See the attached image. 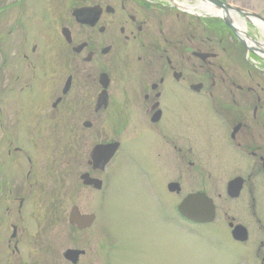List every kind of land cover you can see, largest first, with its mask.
<instances>
[{"label": "flooded vegetation", "instance_id": "1", "mask_svg": "<svg viewBox=\"0 0 264 264\" xmlns=\"http://www.w3.org/2000/svg\"><path fill=\"white\" fill-rule=\"evenodd\" d=\"M191 1L0 0V211L5 200L11 204L0 222L8 220L11 228L6 246L13 244L12 255L20 257L22 243L41 241L51 228L43 213L51 207L53 213L59 197L55 189L48 195L47 186L49 179L59 185L63 176L46 169L41 153H56L68 140L77 150L81 139H91L86 170L77 178L105 199L103 207L116 160L136 152L152 170L141 163L135 170L171 200L201 192L214 203L215 220L225 204L230 236L237 225L249 229L244 219L229 216L231 202L245 200L259 223L263 41L240 26L253 25L252 16L222 6L207 12ZM232 183L242 186L236 199L228 193ZM31 201L36 209L28 212ZM98 209L85 213L72 205L67 222L78 232L101 226L105 215ZM74 211L93 216L89 227L77 217L71 221ZM15 221L32 222L38 230L31 235ZM109 227L107 220L108 234ZM109 243L111 238L99 252L104 264L110 262ZM259 244L264 248V241ZM68 250L78 251L73 261L65 256ZM87 254L69 248L62 258L80 264Z\"/></svg>", "mask_w": 264, "mask_h": 264}, {"label": "rangeland", "instance_id": "2", "mask_svg": "<svg viewBox=\"0 0 264 264\" xmlns=\"http://www.w3.org/2000/svg\"><path fill=\"white\" fill-rule=\"evenodd\" d=\"M225 1L235 6H258L257 12L261 11L264 14V0ZM245 28L249 35L264 41V34L257 27L246 24ZM96 140H102V137L94 138V141ZM71 141L68 140L65 145L56 147L58 150L55 149L56 153H50L49 148L41 153L40 162L45 164L46 169L52 166L50 168L52 173L60 171L63 176L59 185L54 184L56 182L53 183L50 179L48 182V195L52 189H55L56 198L59 197V200L55 199L53 203L56 210L52 213L51 207L43 213V218L46 215L45 221L51 227L48 233L41 241L22 243L18 257L10 253L13 244L6 246L11 228L8 220L3 218L0 222V236L7 233V239L0 237V259L7 258L8 264H20V261L35 264L33 260H38L40 264H68L62 258L64 250L81 248L88 254L80 259V264H104L105 255L100 254V257L99 252H102L101 248L104 243L106 244V240L111 238V243L108 244L111 250L107 253L110 256L109 264H261L264 248H260L259 251L257 248L259 242L264 241V196L261 197L262 202L260 200L258 204L257 199L256 204L257 207L259 205L262 207L260 214L256 210L259 223L257 220H252L250 216L252 210L249 212L244 208L245 200H237L227 205L230 207L227 211L229 216H234L238 220L244 219L251 232L252 239L249 244L238 246L232 242L224 224L226 219L222 211L225 210V204H219L218 217L212 224L185 223L180 220L176 211L177 203L180 201L165 196L159 184L155 183L154 186L147 184L146 178L135 170L134 164L138 163L144 165L148 169L147 172L152 170V166L147 164L144 155L140 153L124 154L116 160L111 171L108 204L103 207L105 199L83 187L77 178L79 173L86 170L85 156L91 139H81L77 150L73 149ZM60 153L62 154L58 161L57 157ZM50 198L51 196H48V200ZM35 203L31 201V206H28L26 211H34ZM50 205L51 202L48 203V207ZM72 205L79 206V209L85 213L93 209L98 211V208H101L100 211L105 215V218H101L102 228L93 226L84 232L71 228L67 219ZM7 206L11 204L5 200L2 208ZM4 209L0 214L5 213ZM45 210L43 209V212ZM107 220L110 224V234L103 229ZM14 223L18 228L27 227V232L29 231L31 235L38 230L32 222L30 225L25 223L23 225L17 221ZM107 235L109 238H105ZM30 243L39 245L36 247Z\"/></svg>", "mask_w": 264, "mask_h": 264}, {"label": "water", "instance_id": "3", "mask_svg": "<svg viewBox=\"0 0 264 264\" xmlns=\"http://www.w3.org/2000/svg\"><path fill=\"white\" fill-rule=\"evenodd\" d=\"M204 1L210 3L212 6H218V7L222 6L223 8L226 9L228 8L227 7L228 5L222 4V2L219 0H204ZM239 190H240V186H238L237 184H232L229 186V192L233 191L234 193V191H237L238 193ZM237 196L238 194H235L234 197ZM178 211L183 218L192 222L206 223V222H211L214 219V212H213L214 207L210 202V200L201 193L187 197L182 203H180L178 207ZM75 217H77V219H79L84 223V227L87 226L89 227V225L94 219L93 216H80L79 213L74 211L71 214V221H74L73 219ZM244 230L245 229L242 227H237L233 231L234 238L244 242L247 239L246 231ZM72 256H73L72 252L70 251L66 254V257H69V259Z\"/></svg>", "mask_w": 264, "mask_h": 264}, {"label": "bare ground", "instance_id": "4", "mask_svg": "<svg viewBox=\"0 0 264 264\" xmlns=\"http://www.w3.org/2000/svg\"><path fill=\"white\" fill-rule=\"evenodd\" d=\"M211 6V4H204V5H201L200 8L202 7L203 10L207 11V12H212L214 13L215 10L212 8V7H209ZM253 25H255L256 27H258L260 29V31L264 34V26L261 25V23H259L258 21H254L253 22ZM241 28L244 30L245 29V26L244 25H240ZM242 30V31H243ZM262 46H264V44H262ZM264 48V47H263Z\"/></svg>", "mask_w": 264, "mask_h": 264}]
</instances>
